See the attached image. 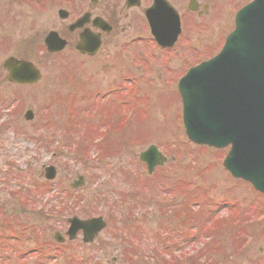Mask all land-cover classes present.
Masks as SVG:
<instances>
[{"label":"rangeland","instance_id":"1","mask_svg":"<svg viewBox=\"0 0 264 264\" xmlns=\"http://www.w3.org/2000/svg\"><path fill=\"white\" fill-rule=\"evenodd\" d=\"M51 15V10L47 13L38 12L25 0L12 2L0 0V246H3L8 255L4 257L5 259H0V263L33 264L36 261L32 259H28L27 262L20 260L21 254L36 248V241H40L41 235H45L48 244H51L55 233L65 234L68 229L67 220L70 217L88 219L90 215L101 214L106 217L109 230L105 229L90 250L84 252L81 236L64 247L75 259L85 254L92 261L94 258H100L102 261L105 259L108 264H128L130 262L128 259L133 253L131 249H124L120 230L125 228L128 231L133 228L128 234L141 246L138 251H134L138 260L134 257L133 264H179L173 260L172 253L166 252L164 248L168 241L174 240L170 235L178 233L181 229L179 224L173 227L174 230L168 229V222L171 219L170 207L165 209L167 212L160 218L163 210L154 204L147 205L149 203L136 193L134 179L138 174H142L143 169L139 156L149 146H159L165 152L168 162L163 169L156 172L170 171L176 174L177 179H181L182 173L188 175V170L185 172L183 169L192 165L188 158H186L188 160L183 158L187 155H190V159L196 158L192 151L200 150L197 152L199 161L196 160L197 165L194 166L198 172L208 167L206 174L200 179L197 177L193 179L188 175L189 178L198 180L196 184L201 185L199 190L201 192L198 193L202 194L206 190L210 202L214 203H221L227 199L240 201L244 209L251 206L255 198L251 199L248 186L231 179L223 171L221 163L214 164L211 158L213 152L198 149L191 144L189 146L185 135L180 134V103L176 97V87L164 85L165 81L176 79L190 65L215 53L231 29L232 21L227 23L225 16L221 14L216 28L214 26L208 28L206 25L197 27L192 23L191 33L185 37L180 49L170 54L162 55L161 52L158 54L160 58L157 62L160 69L154 70L152 79L145 84L143 76L149 71L146 68L147 59L139 52L136 54L137 63L142 64L140 69L132 65L124 55L115 56L112 64H109L105 57L93 61L78 56L74 51H65L54 56L45 53L41 57L38 52L44 53V48L40 39L48 28ZM142 51L151 55L147 50ZM9 57L33 62L41 70L43 75L41 82L34 86L9 84L7 74L2 68L4 61ZM166 61L170 69H166L164 65ZM104 64H107L106 68ZM139 76L141 81H138L144 85V89L139 92L142 102L136 105L133 115L125 117L126 108L120 110L117 106L113 107L106 103L104 107L98 105L97 116L95 115L91 125L95 126L100 134L106 121L111 122L112 131L104 138L100 135L103 138L102 146H109V159L104 161L100 170L88 168L97 167V150L91 151L90 161L85 162L77 153L78 144L71 149L68 148L72 142L66 135L71 121L67 112L79 106L83 107L86 102L89 103V99L86 102L80 99L81 91H87L91 96L95 92L120 86L121 78ZM88 79H91L90 83ZM142 93H147L149 97L144 98ZM28 110L34 112L35 119L32 122H26L24 119ZM104 115L108 120L101 117ZM78 126L79 122H74L70 133L77 131ZM120 144L124 145L122 149L117 146ZM223 153L226 154V151ZM49 166L57 169V177L51 181L45 180L44 169ZM80 176L84 177L85 185L76 190L75 197L65 192L64 199L56 203L51 201V197H55L60 189H71V184ZM96 182L104 184L97 186ZM122 189L128 193L127 197L120 195L119 191ZM18 194L28 197L33 204L22 206ZM84 199L87 200L86 205L75 215L73 210ZM258 200L259 203H264L263 198L259 197L256 201ZM43 208L50 209L52 214L40 213ZM143 208L148 212L147 218L144 217ZM129 214L134 216L126 222ZM219 215L226 216V213L221 211ZM253 215L251 213L248 218ZM175 222L177 223V220ZM14 226L19 227L18 232ZM262 226L251 228L253 232L251 235L257 239L250 241L247 236L246 254L230 264H264ZM25 227L28 231L24 234ZM156 228L164 232L163 238L160 235L162 240L156 235ZM19 234L20 241L10 238L20 236ZM111 237L114 239L113 242L108 239L111 244L106 251H102L99 242ZM203 239L204 237L200 239L199 235L197 241L193 242L191 237L184 236L178 242L182 248L176 249L175 252L183 257L185 264H211L214 254L211 247L209 250L202 247ZM155 245H159V248L165 251L162 253L163 257L159 256L158 251H153ZM54 247L52 244V248ZM230 250H224V259L230 254ZM61 253L65 256L63 251ZM113 258H116L117 262L113 261ZM90 262L86 264H92ZM215 262L216 260L212 264H218V259ZM75 263L85 264L77 261ZM46 264L67 263L64 259L48 260Z\"/></svg>","mask_w":264,"mask_h":264},{"label":"water","instance_id":"2","mask_svg":"<svg viewBox=\"0 0 264 264\" xmlns=\"http://www.w3.org/2000/svg\"><path fill=\"white\" fill-rule=\"evenodd\" d=\"M56 40L53 36L49 39L52 51L65 46ZM87 46L78 49L83 54H94L95 51H86ZM3 67L10 83L34 85L41 79L39 70L26 61L9 58ZM184 84L188 137L196 144L218 149L232 145L224 167L234 177L249 181L264 192V0H257L242 12L235 32L218 57L191 70ZM33 116L29 111L25 119L32 120ZM141 160L152 172L166 159L151 147ZM47 173L48 179L54 178L52 168ZM71 223V238L82 229L86 243L92 242L106 226L102 219H74Z\"/></svg>","mask_w":264,"mask_h":264},{"label":"flooded vegetation","instance_id":"3","mask_svg":"<svg viewBox=\"0 0 264 264\" xmlns=\"http://www.w3.org/2000/svg\"><path fill=\"white\" fill-rule=\"evenodd\" d=\"M243 1L43 0V12L51 10L52 17L41 38L44 40L50 32H55L67 44L64 51L74 52H77L82 37H90L93 43L99 39L100 50L92 59L105 57L110 64L115 56L122 57L130 49H143L149 43L153 46L155 39L152 29L158 33L168 26L171 28L170 34L175 35L179 21L182 34L177 44L172 49L163 50L166 53L175 51L182 47L181 41L191 33L192 23L198 25L201 22L216 28L220 15L225 16V21H230L234 9ZM228 225L239 228L238 222H229Z\"/></svg>","mask_w":264,"mask_h":264},{"label":"trees","instance_id":"4","mask_svg":"<svg viewBox=\"0 0 264 264\" xmlns=\"http://www.w3.org/2000/svg\"><path fill=\"white\" fill-rule=\"evenodd\" d=\"M191 188H192L193 190H195L196 192H197V190H198V189H195L194 186H192ZM132 216H133V215H130L131 218H132ZM14 227H15V226H14ZM18 228H19V227H18ZM18 228L15 227V229H16L17 231H18ZM20 238H21V236H20ZM36 243H37V244H40L38 241H36ZM2 251H3V246H0V255H2V254H1ZM39 251H40L39 253H40V256H41V255L44 253V250L41 248ZM37 255H39V254L37 253ZM46 263H47V260L44 259L43 256H41V258L38 260V262H37L36 264H46Z\"/></svg>","mask_w":264,"mask_h":264}]
</instances>
